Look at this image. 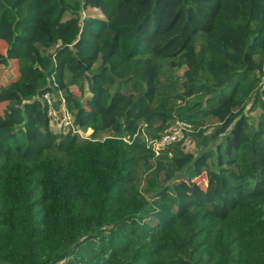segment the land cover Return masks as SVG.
Segmentation results:
<instances>
[{
    "label": "trees",
    "instance_id": "1",
    "mask_svg": "<svg viewBox=\"0 0 264 264\" xmlns=\"http://www.w3.org/2000/svg\"><path fill=\"white\" fill-rule=\"evenodd\" d=\"M0 42V264H264V0H0Z\"/></svg>",
    "mask_w": 264,
    "mask_h": 264
},
{
    "label": "built area",
    "instance_id": "2",
    "mask_svg": "<svg viewBox=\"0 0 264 264\" xmlns=\"http://www.w3.org/2000/svg\"><path fill=\"white\" fill-rule=\"evenodd\" d=\"M47 104V114L49 116L50 127H56L57 131L66 132L70 129L80 133V130L75 129L72 126V118L70 112L65 107L64 99H60L58 107H54L52 104V99L48 92L44 95ZM190 125L184 121H179L173 127L169 128L164 133L160 134L156 138L149 139L145 137L147 145L152 149L154 155H158L159 151L166 146L176 142L183 137L185 131L190 130ZM53 129V128H52Z\"/></svg>",
    "mask_w": 264,
    "mask_h": 264
},
{
    "label": "rangeland",
    "instance_id": "3",
    "mask_svg": "<svg viewBox=\"0 0 264 264\" xmlns=\"http://www.w3.org/2000/svg\"><path fill=\"white\" fill-rule=\"evenodd\" d=\"M84 15H100V12L98 10L89 8L88 10L83 12V16ZM3 46H4V44L2 42H0V49L3 50ZM16 76H17V68H16V63L14 61H9L7 66L0 64V85L6 84L8 81L13 80ZM71 90L73 93H75L80 98H82L83 101L88 96V93L86 91L80 92L75 85L71 86ZM0 107L2 108V105ZM247 109H248V105L246 107V112L252 118H256V116L260 112L259 109L250 110V111H248ZM52 128L54 131H57L56 127H52ZM212 130L213 129L210 126L208 128V130L206 131V134L210 133ZM79 132H80L79 134L81 136H86L90 133V130H88V131H82L81 130ZM184 149L186 151H192V152H195L197 150L194 142L191 141V139H189V138H187L185 140ZM195 181L201 188H204L206 185L205 174L203 173L200 176L196 177Z\"/></svg>",
    "mask_w": 264,
    "mask_h": 264
}]
</instances>
